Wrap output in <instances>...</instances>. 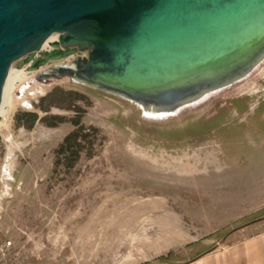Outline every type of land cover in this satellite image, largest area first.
<instances>
[{"label":"rangeland","instance_id":"1","mask_svg":"<svg viewBox=\"0 0 264 264\" xmlns=\"http://www.w3.org/2000/svg\"><path fill=\"white\" fill-rule=\"evenodd\" d=\"M40 71L17 72L0 114V264H185L258 232L264 61L162 117L66 75L42 82ZM168 210L200 240L151 249Z\"/></svg>","mask_w":264,"mask_h":264},{"label":"water","instance_id":"2","mask_svg":"<svg viewBox=\"0 0 264 264\" xmlns=\"http://www.w3.org/2000/svg\"><path fill=\"white\" fill-rule=\"evenodd\" d=\"M263 59L264 0H0V107L12 67L53 64L35 79L66 75L171 114Z\"/></svg>","mask_w":264,"mask_h":264},{"label":"crops","instance_id":"3","mask_svg":"<svg viewBox=\"0 0 264 264\" xmlns=\"http://www.w3.org/2000/svg\"><path fill=\"white\" fill-rule=\"evenodd\" d=\"M45 68H42L43 71ZM165 202L164 207H168ZM176 210H168L165 219L158 222L166 225V230L162 236L155 238L154 243L149 246L153 250H159L163 247H169L183 242L185 244L196 243L200 240V235L192 230V227L187 223L183 226L184 218L182 220V227L179 228L178 223L181 222L179 213ZM251 226H246L249 228ZM170 229V230H169ZM180 229V230H178ZM235 238V237H232ZM151 242V241H150ZM213 251L211 258L207 255H198L185 264H264V223L260 224V229L255 235H244L239 240L234 242H226L218 246ZM128 257L129 254H128Z\"/></svg>","mask_w":264,"mask_h":264},{"label":"bare ground","instance_id":"4","mask_svg":"<svg viewBox=\"0 0 264 264\" xmlns=\"http://www.w3.org/2000/svg\"><path fill=\"white\" fill-rule=\"evenodd\" d=\"M57 36H58V34H55V35H53L51 38H50V41L51 40H55V39H57ZM47 43H49V41H47ZM263 61H264V59H263ZM262 61V62H263ZM261 62V63H262ZM260 63V64H261ZM259 64V65H260ZM258 65V66H259ZM22 71H24V70H19V69H17V68H15V67H12L11 68V70H10V74H9V76H8V78H7V81H6V84H5V87H4V93H3V100H2V105H1V107H0V114H1V112H2V109H3V107H4V105L5 104H7L6 103V101H7V98L9 97L8 95H9V92H10V89H11V87H12V82L14 81V80H16V78H17V76H18V74L19 73H17V72H22ZM25 72V71H24ZM254 74V73H253ZM254 76V75H253ZM246 81V80H245ZM225 92V91H224ZM189 105V104H188ZM185 107V106H184ZM178 112V111H177ZM146 115L147 116H153V117H162V116H166V115H171V114H175V113H162V112H159V110L158 111H154V110H150V109H146Z\"/></svg>","mask_w":264,"mask_h":264},{"label":"trees","instance_id":"5","mask_svg":"<svg viewBox=\"0 0 264 264\" xmlns=\"http://www.w3.org/2000/svg\"><path fill=\"white\" fill-rule=\"evenodd\" d=\"M32 115H33V122L34 121H36L37 119H38V112H34V113H32ZM21 118V117H20ZM41 120L42 121H45L46 119H45V116H43L42 118H41ZM63 120H58V121H56V122H48V124L49 125H57L59 122H62ZM77 133H78V131L77 130H75V131H73V132H71L69 135H68V137L66 138V141H69L72 137L73 138H76L77 137ZM68 143V142H67ZM63 146H65V144H63ZM62 146V147H63Z\"/></svg>","mask_w":264,"mask_h":264},{"label":"built area","instance_id":"6","mask_svg":"<svg viewBox=\"0 0 264 264\" xmlns=\"http://www.w3.org/2000/svg\"><path fill=\"white\" fill-rule=\"evenodd\" d=\"M50 48H51V46L50 47H45V48H43L42 51L49 50ZM8 244H11V242L8 243ZM6 250H7V245L0 244V259H2V257L6 255Z\"/></svg>","mask_w":264,"mask_h":264}]
</instances>
